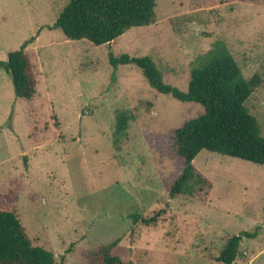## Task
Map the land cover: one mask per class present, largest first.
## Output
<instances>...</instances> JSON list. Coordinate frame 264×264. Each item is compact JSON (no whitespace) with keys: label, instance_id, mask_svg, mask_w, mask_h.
<instances>
[{"label":"rangeland","instance_id":"obj_1","mask_svg":"<svg viewBox=\"0 0 264 264\" xmlns=\"http://www.w3.org/2000/svg\"><path fill=\"white\" fill-rule=\"evenodd\" d=\"M68 1L0 0V62L25 46L37 80L35 97L21 100L0 69V194H14L32 244L58 264H88L114 241L123 262L217 264L227 239L260 228L233 264H264V167L201 151L192 164L205 182L171 198L184 169L173 133L202 107L108 61L148 56L186 92L194 68L230 55L246 80L261 78L245 107L264 137V0H155V24L102 46L48 30ZM132 215L158 217L143 225Z\"/></svg>","mask_w":264,"mask_h":264},{"label":"trees","instance_id":"obj_2","mask_svg":"<svg viewBox=\"0 0 264 264\" xmlns=\"http://www.w3.org/2000/svg\"><path fill=\"white\" fill-rule=\"evenodd\" d=\"M155 8V0H69L48 30L58 29L71 41L109 45L132 28L155 24ZM108 61L113 73L118 66L134 65L157 93L202 107L199 116L187 120L173 133V144L184 169L170 189L171 198L185 194L190 181L205 182L195 174L192 164L201 151L264 167V137L257 119L245 107V102L261 85V78L255 74L246 80L232 56L224 55L194 68L186 92L164 83L161 71L148 56L115 57L110 53ZM0 69L10 76L16 98L31 101L35 97L37 80L25 46L8 53L7 60L0 62ZM129 120L130 116H119L117 133L123 134ZM157 217L131 216L134 224L143 225L156 223ZM259 231L260 228L243 231L227 239L214 262L233 264L244 240L256 239ZM117 243L114 241L90 252L88 264H132L113 255ZM0 264H58L52 252L32 244L17 217L12 192L0 194Z\"/></svg>","mask_w":264,"mask_h":264}]
</instances>
